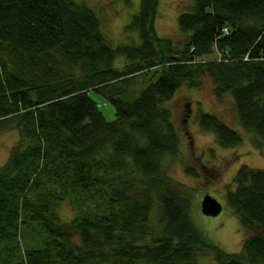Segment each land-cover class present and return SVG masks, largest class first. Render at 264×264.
Wrapping results in <instances>:
<instances>
[{
    "label": "trees",
    "instance_id": "obj_1",
    "mask_svg": "<svg viewBox=\"0 0 264 264\" xmlns=\"http://www.w3.org/2000/svg\"><path fill=\"white\" fill-rule=\"evenodd\" d=\"M160 2L141 0L127 25L140 40L114 45L85 0H0V131L19 134L0 166V264H264V167L243 163L227 191L249 231L228 252L165 163L180 150L168 101L207 76L264 145V0H192L174 38L157 31ZM200 123L222 146L243 140L215 114Z\"/></svg>",
    "mask_w": 264,
    "mask_h": 264
},
{
    "label": "rangeland",
    "instance_id": "obj_2",
    "mask_svg": "<svg viewBox=\"0 0 264 264\" xmlns=\"http://www.w3.org/2000/svg\"><path fill=\"white\" fill-rule=\"evenodd\" d=\"M102 17L104 27L112 44L138 42V32L128 30L127 25L136 13L141 0H85ZM192 0H161L156 18L157 31L161 36L178 37L180 32L178 15L189 9ZM136 31V32H135ZM126 61L124 55L115 63L122 66ZM92 97L108 120L116 118L113 102L102 93L91 91ZM169 102V103H168ZM167 103L173 109V119L180 133V150L177 156H167L165 163L170 164L169 173L180 181L191 194V215L197 227L215 244L228 252H238L249 231L243 226L240 217L227 202V191L235 186L233 177L238 168L246 163L253 167H264V145L256 144L254 132L248 130L240 121L230 94L218 97L213 80L205 77L198 87L183 85ZM202 112L217 115L243 136L239 145L225 147L218 143L215 132L201 126ZM19 137L17 129L0 131V166L8 158L11 147ZM191 165L193 171H187ZM210 194L223 205L219 214L209 215L202 209V200ZM63 211H74L70 203ZM212 253L199 259V264H214Z\"/></svg>",
    "mask_w": 264,
    "mask_h": 264
},
{
    "label": "water",
    "instance_id": "obj_3",
    "mask_svg": "<svg viewBox=\"0 0 264 264\" xmlns=\"http://www.w3.org/2000/svg\"><path fill=\"white\" fill-rule=\"evenodd\" d=\"M222 208V203L210 194H207L202 200V209L206 214H219L222 211Z\"/></svg>",
    "mask_w": 264,
    "mask_h": 264
},
{
    "label": "bare ground",
    "instance_id": "obj_4",
    "mask_svg": "<svg viewBox=\"0 0 264 264\" xmlns=\"http://www.w3.org/2000/svg\"><path fill=\"white\" fill-rule=\"evenodd\" d=\"M223 209V208H222Z\"/></svg>",
    "mask_w": 264,
    "mask_h": 264
}]
</instances>
